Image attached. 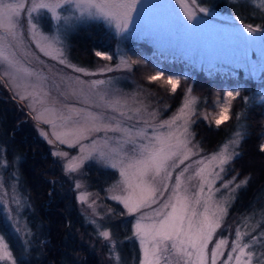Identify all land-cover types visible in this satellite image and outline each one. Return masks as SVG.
I'll list each match as a JSON object with an SVG mask.
<instances>
[{"label":"snow or ice","instance_id":"snow-or-ice-1","mask_svg":"<svg viewBox=\"0 0 264 264\" xmlns=\"http://www.w3.org/2000/svg\"><path fill=\"white\" fill-rule=\"evenodd\" d=\"M191 2L196 4V0ZM249 2L264 13V0ZM231 3L242 4L243 0H231ZM147 6L143 0H0V80L8 78L13 81L14 99L32 97L43 105L51 99V89L55 87L65 101L69 98L76 101L65 102L62 107H46L35 119H43L54 129H62L52 133L61 144L79 146V154L75 157H70L67 152L53 153L65 158L66 175L80 173L90 162L118 173L119 179L105 191L110 194L108 199L122 205L124 211L118 215L135 217L133 235L125 237V240L135 239L139 243V264H217L218 258L224 257L225 249L229 248V239L221 235L209 252V243L221 229L227 215L226 206L212 201L213 190L217 180L221 181L220 188L229 189L234 185L231 192L246 186L250 180L246 177L240 184H234L235 176L226 182L222 176L241 156L239 148L247 135V126L238 123L231 137L207 157L199 156L191 128L196 123L194 117H202L209 127L214 121L219 129L231 118L232 102L241 96L244 85L237 83L217 92L213 101L215 115L211 117L207 112H197L199 98L192 94L190 85L184 90L176 112L168 119H158L160 110L154 108L149 111V106L141 98V94L147 93L146 89L138 86L135 93L129 94L118 87V83L133 76L140 68L151 65L153 71L146 80L149 83L162 81L169 86L171 94H176L181 81L191 78L188 73H176L164 68L159 61L133 59L123 52L119 53V62L114 66L106 64L95 70L73 64L67 56L68 36L78 27L92 21L102 22L116 36L126 38L138 33V18L143 16ZM198 13L214 15L210 7L197 5L192 9L183 5L179 28L186 32L199 31L204 22ZM229 19L239 25L238 39L245 43L254 44L257 34L264 38V25L245 23L241 14H234ZM45 20L50 25L48 31L44 30ZM28 40L35 43L39 52L72 69L73 73L104 78L86 80L79 75L57 73L55 79L58 83L53 84L49 76L29 66L30 61L26 59ZM94 54L105 61L113 59V55L106 51L95 50ZM251 69L255 74L256 65L252 64ZM260 70L264 71V64L260 65ZM106 73L128 75L106 76ZM20 89H23V94ZM242 99L246 106L250 101L253 106L264 104V87L253 97L244 96ZM168 107L164 105L165 109ZM46 114L48 118H45ZM241 115L236 114L237 121ZM260 151L264 152V143L260 145ZM7 167L6 160L0 159V169ZM194 179L198 188L190 193L186 185ZM81 187L79 181L74 185L76 190ZM17 188L18 181L11 185V189L12 202L19 204L20 200L15 195ZM220 188H215V191H220ZM205 189L207 196L202 200ZM4 191L0 173V204L4 203ZM88 195L78 192V203H88ZM95 203L93 200L88 204L93 213L88 222L95 227L98 237L107 242L108 258L114 264H124L118 247L124 241L114 238L111 228H103L97 222L94 217L100 213L93 207ZM153 205L157 207L153 208ZM196 206H202L203 211L198 212ZM116 215L113 208H108L105 213L107 217ZM5 219L11 222L18 238L21 235L25 238L22 239L20 254L16 255L5 235L0 233V264H26V237L31 230L26 223L22 228L16 216L6 214ZM260 226V223L256 225L257 228ZM252 232H242L237 226L235 239L221 264H253L254 258H261L257 259V264H264V251L258 250L264 249V231L255 235Z\"/></svg>","mask_w":264,"mask_h":264},{"label":"trees","instance_id":"trees-1","mask_svg":"<svg viewBox=\"0 0 264 264\" xmlns=\"http://www.w3.org/2000/svg\"><path fill=\"white\" fill-rule=\"evenodd\" d=\"M200 2L223 12L241 14L245 23L264 25V16L257 17L256 14L251 16L241 12V9L246 7L245 4L251 5L246 0L236 5L232 4L231 0ZM118 42L117 36L111 29L101 22L92 21L78 27L69 35V57L83 67L96 68L103 65L105 60L95 56L94 51H106L115 57ZM126 48L133 59L139 57L150 62L159 61L170 71L190 75V79L181 81L176 94H171L169 86L162 81L149 83L146 80V76L153 71L151 65L148 68H140L131 76L132 85L146 89L147 93H144L146 98L152 107L161 110L164 116L176 110L181 103L184 90L190 85L193 87L192 94L200 100L197 112H207L210 117L217 92L237 83L244 85L241 96L235 100L230 120L217 129L214 121L209 127L208 122L202 117H194L196 123L193 131L201 153L210 154L232 135L238 123L247 126V135L239 148L241 156L224 174L227 180H232L235 176L234 184H240L246 177H250L246 186L237 189L228 216L232 219L235 217V223L237 221L240 225L244 222L254 224L264 215V152L260 151V145L264 143V104L246 106L242 98L264 87V82L216 68L198 69L192 63L164 53L143 40L128 42ZM165 104L169 106L167 109L164 108ZM246 107H249V110H246ZM237 113L242 114L240 121L236 119ZM30 116L26 106L14 99L0 81V143L6 148L9 161L18 160L22 189L32 204L33 219H35L34 243L24 252L26 264H109L111 260L108 257L101 258L98 254L94 230L91 225H86L84 222L80 203L68 178L70 176L67 177L65 174L63 162L53 155L48 143L38 135ZM84 170L85 181L90 186V190L101 194H104L103 188L108 184L105 182L106 175L109 179L115 176L114 171L101 169L94 163L86 165ZM112 207L118 210L116 206L112 205ZM121 220L122 218L119 222ZM262 221H259L261 226L258 228L251 226L255 228L253 235L264 231ZM235 223L232 225L233 228L237 227ZM114 224L116 225V222ZM121 229L117 230L119 240L129 235L128 230L124 232ZM0 232L5 235L14 254L19 255L21 247L18 240L2 219H0ZM258 250L264 251V249ZM122 252L124 263L126 261L129 264H138L140 251L135 241H124Z\"/></svg>","mask_w":264,"mask_h":264},{"label":"rangeland","instance_id":"rangeland-1","mask_svg":"<svg viewBox=\"0 0 264 264\" xmlns=\"http://www.w3.org/2000/svg\"><path fill=\"white\" fill-rule=\"evenodd\" d=\"M200 1H207V0H196L195 5L192 4L191 0H180V2H177V0H143L144 4L148 6L144 9L143 16L138 18L139 19L138 33L127 36L126 38H121L117 36L119 42L116 47L117 48L116 55L115 57L113 56V59L111 61H105L103 65L109 64L114 66L116 63L119 62L120 52L128 54V49L126 48V44L128 42L130 43L133 41L143 40L150 43L155 48H157L158 50L164 53L177 56L181 59H184L192 63L198 69L216 68V69H221L224 72L242 74L244 77L254 81L264 82V71L260 70V65L264 64V47H262V45H264V38L260 37V35L257 34V38L254 44H247L244 41L238 39L237 29L239 28V25L236 24L235 21L229 19L234 14L223 12L214 7H210V5L207 4H202ZM246 1L249 2V0ZM183 5H187L192 9H195L197 5L210 7L211 12L214 13V15H204L202 13H198L200 18L204 22V26L199 31L186 32L183 29L179 28L178 26V21L183 16ZM251 5L245 4L246 7L241 9V12H245L247 13V15L250 14L251 16H255L254 14H256L257 17L264 16V13H262L258 9V7ZM250 10L252 12H250ZM49 27H50L49 22L45 20L44 30L48 31ZM28 44H29V48L27 50L26 59L27 61H30L29 66L35 68L37 71H42L45 75L49 76L52 79L53 84L58 83V81L55 79L57 73L79 75L86 80L104 78V76L87 77V76H83L82 73H73L72 69L65 68V66L60 65L58 61L53 60L50 57L45 56L43 53L39 52V50L35 46V43H33L31 40H28ZM67 44H68V39H67ZM68 48H67L68 59L71 61V63L76 64L69 57ZM37 57H39V59H37ZM113 61L114 63H112ZM252 64L256 65L257 70L255 74L252 73V69H251ZM103 65H100L99 67H102ZM99 67L96 68L90 67L88 69L95 70ZM105 75L126 76L128 74L106 73ZM0 81L3 83L4 87L8 90V92L14 97L15 88L13 81L9 80L8 78H5V80H0ZM132 83H133L132 77L128 79H122L118 83V87H120L125 93H129V94L135 93L137 91V87H134ZM260 90L261 89H258L256 92H254L252 95L248 97L250 98L253 97L255 94L259 93ZM19 91L23 94V89H20ZM141 98L144 100V103L149 106V111L154 109V107H152L151 103L148 101L144 93L141 94ZM15 99L21 101V103H23L26 106V108L30 112L31 115L30 118L32 119L31 121L34 123L33 125L37 129L38 135L48 143L52 153L67 152L70 157H75L79 154V146L69 147L68 144H61L58 140L55 139V136L52 135L54 130L59 132L62 131V129L59 128L54 129L52 124L44 123L43 119L42 120L35 119V117L38 114L43 112L44 108L51 107L53 105H55L56 107H62V105L65 102L76 103L74 99L69 98L67 101H65L64 98L59 95V90L56 89L55 87L51 89V99L46 100V102L43 105H41L39 102H35L34 98L32 97H29L28 99L25 100H20L19 98H15ZM57 101H59V103H56ZM234 103L235 101L232 102L231 112L234 107ZM30 104L32 105V107H29ZM198 105L199 102L197 104V110H198ZM251 105L252 102L250 101L248 106ZM33 108H35V111H33ZM245 109L249 110V107H246ZM176 110H174L168 116H164L162 114V111L160 110V115L158 119H168L174 112H176ZM231 112H230V117H231ZM211 114L215 115V111L213 110ZM45 118H48L47 114L45 115ZM193 128H194V124L192 125L191 131H193ZM49 140H51L52 143H49ZM85 143H87V141H85ZM194 143L198 145V143L195 141V138H194ZM220 146H218L213 152H216L220 148ZM196 150L199 152L200 157H207L211 154V153L210 154L201 153L199 145ZM55 157L59 158L63 162V167H64L65 158L59 156H55ZM198 158L199 157H193V159H198ZM0 159L6 160L8 165L7 168L0 169V173H2L3 176L4 189H5L3 195L4 203L0 204V219H2V221H4V223H6L10 227V230L11 232H13L15 238L18 240V244L20 247L22 244V239H24L25 237L21 235V237L18 238L17 233L13 231L11 222L5 219V215L7 214V215L16 216L22 228L25 226L26 223L27 228L31 230V234L26 237L28 241V246H27V251H28L29 248L32 246V243H34V237L36 235V232L33 230V222L35 221V219H33V214H34L33 207L28 199V196L25 194V192L22 189V178L18 167V160L9 161L6 154V148L2 146L1 143H0ZM185 163L188 162L186 161ZM84 168L81 170L80 173L69 174L67 175V177L70 176L68 178L71 180V185L73 190L75 191L76 197L78 195V192H85L89 194L88 203L85 204L80 203L81 210L84 213L82 215L86 225H91L92 230H94L93 231L95 233L94 240L97 242L96 246L98 248L99 256L101 258L103 256V258L107 259L108 257L107 242L104 241L102 238L98 237L95 227L88 222V218L93 217L92 209L88 207V204H90L93 200L96 201L93 207L96 209L97 212L100 213V215L95 216L94 218L97 220L98 223L101 224L103 228H111L114 238L119 240V238H117L118 236L117 230H119L120 228H122L121 230H123L124 232L125 230L129 231V235L128 236L125 235L124 238L122 240L120 239L119 241H127L125 240V237H131L133 235V224L135 222V217L128 215H124V216L118 215V213L124 211L122 205H119L116 201L108 199V196L110 194L106 192L105 189H107L111 184H113L116 180L119 179L118 173L115 170H111L115 172V176L114 177L112 176L111 179H109V176L106 175L105 182L106 183L108 182V184L103 188L104 194H101L98 191L90 190V186L85 181ZM222 176H223V181L225 182L231 181L225 179L224 173L222 174ZM13 177H15V180L13 179ZM17 181H18V188L15 195L17 199L20 200L19 204L12 202L13 192L11 189V185L16 183ZM77 181H79L82 184V187L79 190H76L74 188V185ZM220 185H221V181L217 180L213 190L214 195L212 197V201L216 204H219L222 207L226 206L227 215L224 216L221 229L217 230V234L214 235L213 241L209 243L208 247L210 252L212 247L214 246L215 241L222 235L229 239V248L225 249L224 257L218 258L217 264H221V260L226 258L227 252L230 250L231 241L235 239V231L237 228V227L233 228L232 226L235 223V217L232 219V217L228 216L229 208L235 199L237 190L235 192L230 191V189L234 185H230L229 189L220 188ZM186 187H188L190 193L194 190H197L198 188L197 181L194 179L191 182V184L186 185ZM215 188H220V191L218 192L215 191ZM206 196H207V189H205L204 197H201V199L203 200ZM112 205L118 208V210L115 209L117 215L113 217L105 216L107 209L113 208ZM152 207L156 208L157 205H153ZM196 210L198 212H202L203 207L196 206ZM145 211H149V210L145 209ZM101 217L104 218L101 219ZM120 218H122V220L119 222ZM263 218L264 215H262L258 219V221L254 222V224L244 222V224L240 225L239 223H237V221L235 224H237V226H240L242 232L245 231L252 232L253 229L252 227L256 226L259 223V221H262ZM114 222H116V225L114 224ZM245 239H247V237H245ZM132 241H135L137 243L140 251L139 243L135 239H132L131 242ZM122 244H119L118 247L121 253V258L124 261L122 256L123 255ZM140 258H141V251H140ZM257 259L258 258H254L253 264H257ZM109 264H114V262L111 260ZM124 264H129V263H126L125 261ZM131 264H135V263H131Z\"/></svg>","mask_w":264,"mask_h":264}]
</instances>
